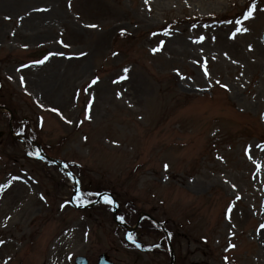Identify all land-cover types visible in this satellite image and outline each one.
Segmentation results:
<instances>
[{"label":"rangeland","instance_id":"rangeland-1","mask_svg":"<svg viewBox=\"0 0 264 264\" xmlns=\"http://www.w3.org/2000/svg\"><path fill=\"white\" fill-rule=\"evenodd\" d=\"M251 3L0 0V264H170L166 232L174 264H264V0L245 19ZM18 124L78 177L75 204L109 192L126 225L147 213L164 231L143 221L133 243L111 204L76 209Z\"/></svg>","mask_w":264,"mask_h":264},{"label":"snow or ice","instance_id":"snow-or-ice-1","mask_svg":"<svg viewBox=\"0 0 264 264\" xmlns=\"http://www.w3.org/2000/svg\"><path fill=\"white\" fill-rule=\"evenodd\" d=\"M145 3H147V0H145ZM256 8H257L256 0H252V3L248 6L247 10H246L245 13L243 14V15H244V18H245V19L252 18V17H253V14H254V12H255V10H256ZM235 24H236V25H241V20H236V21H235ZM88 27H97V25H88ZM246 31H248V29H247V28H244V27H242V26H241V27H236V28H235V32H236V33H239V32H246ZM200 39L202 40L203 37H200ZM249 48H251V46H249ZM152 51L155 52V51H157V49L154 48V49H152ZM80 55H84V53H80ZM114 55H115V53H114ZM44 59L46 60L47 57H45ZM43 62H44V60H40V61H37L36 63H43ZM123 71L126 73V72L128 71V69L125 68V69H123ZM204 74H205L206 76L209 75V73L207 72V70H205V73H204ZM124 78H126V77H120V79H124ZM98 79H99L98 77L93 78V80L91 81V83H92V84H96V83L98 82ZM21 83H23V78H21ZM217 83H219V82H217ZM221 87H224V88L227 89L228 86H227V85H221ZM117 95H119V93H117ZM52 111H58V110L55 109V108H53ZM67 122L71 123V121H67ZM249 147H251V146H249ZM245 151H246V153H247V152H248V148H246ZM29 155H33V153H29ZM35 155H39V153H35ZM249 159H251V156H249ZM253 163H256V161H253ZM164 167H165V169H167L168 165L165 164ZM257 167L259 168L260 165L257 164ZM0 187H3V186L0 185ZM233 187H235V186H233ZM42 198H43V197H42ZM78 198H79V197H78ZM104 200H105V202H106L107 204H112V203H114V202L112 201V199L109 198L107 195L104 196ZM121 219H122V218H121ZM260 227H261V228H264V225H260ZM128 239H129V240H132L133 243H136V241H135V239L133 238V235H132V234H129V235H128ZM136 246H137V247H140L139 244H136ZM157 247H158V245H157ZM230 247H233V248H234L235 245H230Z\"/></svg>","mask_w":264,"mask_h":264},{"label":"water","instance_id":"water-1","mask_svg":"<svg viewBox=\"0 0 264 264\" xmlns=\"http://www.w3.org/2000/svg\"><path fill=\"white\" fill-rule=\"evenodd\" d=\"M262 39L264 41V32L262 33ZM2 134H3V132L0 131V136H2ZM37 147L39 148V146H37ZM42 156L45 157V155H42ZM47 159H49V158H47ZM53 161L56 162L59 165V167L61 169H63L73 179L75 187L77 189L78 188L77 179L71 174V172L67 168L63 167V165L61 163L57 162L56 160H53ZM99 197H98V199H99ZM98 199L95 201V203L98 202ZM114 204L116 205L115 200H114ZM85 207H88V205H86ZM113 216H114V218H116V207H114ZM125 227L127 228V226H125ZM127 229L129 231L132 230L131 228H127ZM74 263L75 264H88V260L84 256H77L74 260ZM97 264H114V263L109 259V256L107 255V253H103L99 256V258L97 260Z\"/></svg>","mask_w":264,"mask_h":264},{"label":"flooded vegetation","instance_id":"flooded-vegetation-1","mask_svg":"<svg viewBox=\"0 0 264 264\" xmlns=\"http://www.w3.org/2000/svg\"><path fill=\"white\" fill-rule=\"evenodd\" d=\"M17 132L20 134V130L19 129H17ZM27 146V145H26ZM28 147V146H27Z\"/></svg>","mask_w":264,"mask_h":264},{"label":"trees","instance_id":"trees-1","mask_svg":"<svg viewBox=\"0 0 264 264\" xmlns=\"http://www.w3.org/2000/svg\"><path fill=\"white\" fill-rule=\"evenodd\" d=\"M40 163V162H39ZM40 164H42V163H40Z\"/></svg>","mask_w":264,"mask_h":264}]
</instances>
